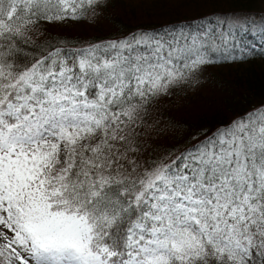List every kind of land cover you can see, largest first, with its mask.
Masks as SVG:
<instances>
[{
	"label": "snow or ice",
	"instance_id": "snow-or-ice-1",
	"mask_svg": "<svg viewBox=\"0 0 264 264\" xmlns=\"http://www.w3.org/2000/svg\"><path fill=\"white\" fill-rule=\"evenodd\" d=\"M98 4L0 0V264H264V106L146 165L132 136L152 99L240 59L264 20L216 16L82 48L53 37L39 57L18 55L45 23Z\"/></svg>",
	"mask_w": 264,
	"mask_h": 264
},
{
	"label": "trees",
	"instance_id": "trees-1",
	"mask_svg": "<svg viewBox=\"0 0 264 264\" xmlns=\"http://www.w3.org/2000/svg\"><path fill=\"white\" fill-rule=\"evenodd\" d=\"M263 5L264 0H99L95 12L83 20L55 26L45 23L42 27L47 31L31 33L30 39L19 44L18 55L25 60L39 57L53 37L58 38L51 40L58 47L82 48L91 42L122 39L137 30L158 31L205 19L215 25L212 18L216 16H249L262 21ZM249 39L244 53L234 52L240 59L206 66L145 106L132 132L139 163L174 158L196 133L211 134L264 106V39L258 32Z\"/></svg>",
	"mask_w": 264,
	"mask_h": 264
},
{
	"label": "rangeland",
	"instance_id": "rangeland-1",
	"mask_svg": "<svg viewBox=\"0 0 264 264\" xmlns=\"http://www.w3.org/2000/svg\"><path fill=\"white\" fill-rule=\"evenodd\" d=\"M264 10V5H263V8H261ZM257 22H260V21H257ZM0 231L2 232H7V229H5L2 225H0ZM10 234V233H9Z\"/></svg>",
	"mask_w": 264,
	"mask_h": 264
}]
</instances>
